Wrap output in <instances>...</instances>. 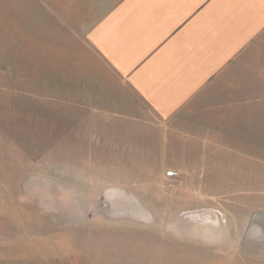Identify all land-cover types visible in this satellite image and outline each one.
<instances>
[{"label": "rangeland", "instance_id": "1", "mask_svg": "<svg viewBox=\"0 0 264 264\" xmlns=\"http://www.w3.org/2000/svg\"><path fill=\"white\" fill-rule=\"evenodd\" d=\"M82 20L0 10V264H264V34L231 67L246 74L233 81L243 90L229 97L234 111L210 113L206 141L156 146L160 159L125 170L119 145L112 161L92 158L110 145L91 108L132 101L92 88L104 70L76 33ZM109 117L107 132L119 126ZM124 129L156 142L162 131ZM138 165V181L123 182Z\"/></svg>", "mask_w": 264, "mask_h": 264}, {"label": "crops", "instance_id": "2", "mask_svg": "<svg viewBox=\"0 0 264 264\" xmlns=\"http://www.w3.org/2000/svg\"><path fill=\"white\" fill-rule=\"evenodd\" d=\"M6 1H11L9 7ZM0 10L4 15L15 11L17 17H83L87 24L76 33L86 55L104 70L103 82L92 88L117 89L132 101L104 100L91 108L102 115L94 120L99 128L95 136L104 139H97V145H119L125 170H131L129 161L160 159L158 146L167 150L173 144L206 141L209 131L204 135L203 130L217 126L210 113L234 111L227 107L229 97L243 90L233 81L247 78L246 74L231 67L243 62L264 34V0H0ZM109 106L114 112L105 110ZM125 111L142 114H121ZM110 114L119 125L111 132L123 128L125 139L119 131V138L109 136ZM227 125L223 119L218 126ZM126 126L162 131L158 142L150 134L128 140ZM182 138L189 142L182 144ZM110 146L102 155L95 151L92 158L112 161L116 151ZM135 170L121 173L127 179L123 182L138 181L141 165Z\"/></svg>", "mask_w": 264, "mask_h": 264}, {"label": "built area", "instance_id": "3", "mask_svg": "<svg viewBox=\"0 0 264 264\" xmlns=\"http://www.w3.org/2000/svg\"><path fill=\"white\" fill-rule=\"evenodd\" d=\"M178 179V172L173 169L166 170L163 175L162 186L165 189H170L174 186L175 181Z\"/></svg>", "mask_w": 264, "mask_h": 264}]
</instances>
